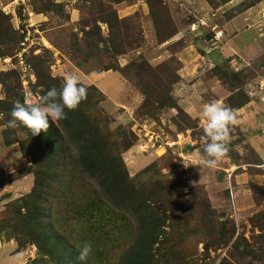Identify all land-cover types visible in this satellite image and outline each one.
Wrapping results in <instances>:
<instances>
[{
	"label": "rangeland",
	"instance_id": "obj_1",
	"mask_svg": "<svg viewBox=\"0 0 264 264\" xmlns=\"http://www.w3.org/2000/svg\"><path fill=\"white\" fill-rule=\"evenodd\" d=\"M69 74L131 185L165 215L155 234L130 209L126 240L97 241L102 213L81 200L77 223L63 206L57 136L6 126L15 101L38 102ZM213 100L238 111L229 151L209 169L197 158ZM0 145V264H81L85 242L86 264H264V0H0ZM50 153L55 170L33 203Z\"/></svg>",
	"mask_w": 264,
	"mask_h": 264
},
{
	"label": "trees",
	"instance_id": "obj_2",
	"mask_svg": "<svg viewBox=\"0 0 264 264\" xmlns=\"http://www.w3.org/2000/svg\"><path fill=\"white\" fill-rule=\"evenodd\" d=\"M93 107L92 98L87 95L75 109H65V119L57 120V129L62 133H58L57 129H51L54 128L53 124H49V128L43 134L53 132L67 153L64 185L68 187L70 199L66 197L65 200L64 197H61L59 203L65 200L63 206L67 209V214L72 215V221H75L76 218L77 223L85 214L84 208L79 206L81 200L86 202V208L90 210V214L93 212L102 213L101 220L103 223L95 228V231L100 234L97 241L103 235L111 237L110 231H112L115 240H126V227L128 225L133 227L131 221L125 218L130 209L133 212L131 216L134 221H138L144 226L140 230H148L153 235L159 224L163 223L165 215L156 210L157 201L154 199V195L147 199L131 185L128 175L121 168V159L113 156L117 143L113 142L114 136H112L111 130L107 125H103V120L92 117L88 113ZM54 155V153H50L45 156L46 164L37 175L39 180L34 186L33 196L28 197L32 199L33 203L40 198V191L47 180L46 174L55 170ZM93 182L101 188L102 192L101 194L94 191V198L88 194L92 191ZM96 194H100L102 197ZM32 208L33 205L28 209L31 210ZM123 218H125V222L129 223L124 228L119 223V221H124ZM86 222L91 223L90 219H87ZM94 224L91 223V225ZM105 226L110 227L106 234L102 230ZM92 231L90 235L95 233L93 229ZM80 232L84 233V230H80ZM153 238L151 239L152 245L154 244Z\"/></svg>",
	"mask_w": 264,
	"mask_h": 264
},
{
	"label": "clouds",
	"instance_id": "obj_3",
	"mask_svg": "<svg viewBox=\"0 0 264 264\" xmlns=\"http://www.w3.org/2000/svg\"><path fill=\"white\" fill-rule=\"evenodd\" d=\"M86 96L87 89L79 82L78 75L69 74L59 89L55 86L49 88L38 102L15 101L10 113L11 119L7 121L6 126L15 128L19 122L29 128L35 137L42 131H47L50 120L65 119V109H75ZM237 111L215 100L204 106V128L200 139L206 143L203 145V155L197 158L202 167L215 169L218 162L228 153L229 126L237 123ZM183 163L188 167L187 163ZM91 251V244L85 242L79 250L78 259L81 264H86Z\"/></svg>",
	"mask_w": 264,
	"mask_h": 264
},
{
	"label": "crops",
	"instance_id": "obj_4",
	"mask_svg": "<svg viewBox=\"0 0 264 264\" xmlns=\"http://www.w3.org/2000/svg\"><path fill=\"white\" fill-rule=\"evenodd\" d=\"M234 20H236V19H234ZM234 20H232V21H234ZM227 52H229V51H227ZM226 56L231 57L232 55H226ZM107 74H110V73H109V72H108V73H105L106 76H107ZM111 76H112L113 78H115L113 74H112ZM104 78H105V77H104ZM0 148H1V145H0ZM16 261H18V260H16ZM16 261H15V262H16Z\"/></svg>",
	"mask_w": 264,
	"mask_h": 264
}]
</instances>
